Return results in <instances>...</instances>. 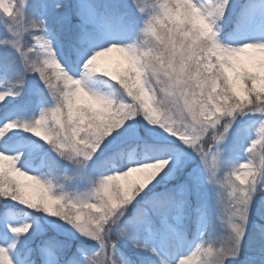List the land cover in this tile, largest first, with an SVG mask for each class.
Masks as SVG:
<instances>
[{"label": "snow or ice", "instance_id": "6c2138e0", "mask_svg": "<svg viewBox=\"0 0 264 264\" xmlns=\"http://www.w3.org/2000/svg\"><path fill=\"white\" fill-rule=\"evenodd\" d=\"M55 7L60 9L62 5ZM129 7L140 14L142 22L137 23L119 7L100 9L93 5L78 9L79 24H74L70 11L63 15L60 32L51 28L46 15L36 10L31 0H13L7 12L0 9L4 28L0 45L16 53L11 60L6 51L0 53V73L6 80L0 90V104L9 97L21 96L28 77L36 75L43 87L34 86L32 93L45 105L31 120H12L10 114L0 117V198L19 202L14 197L23 189L27 198L35 199L18 177L29 173L31 161L38 160L40 171L29 179L42 189L48 207V213L43 214L57 217L73 234L98 244L91 252L83 247L73 252L70 242L44 240L40 253L45 264H60L64 255L68 256L67 264H156L132 249L152 253L159 264H190L185 259L188 252L195 247L193 255H197L202 249L195 241L183 251H177V247L187 239L178 225L184 222L193 191L206 178L218 206L223 200L216 186L226 182L231 192L221 218L239 231L234 217L243 216L249 222L248 206L251 212L256 188L250 189L245 183L237 189L235 178L247 172L253 184L264 181V43L240 49L224 43L216 24L225 17L227 5L218 0H190L186 5L178 0H153L152 4L130 0ZM181 7L199 9L211 30L200 33L187 15L177 24L174 13ZM101 20L103 28L98 26ZM162 26L166 32L161 31ZM132 31L136 39L131 43L108 38L109 32ZM25 33H37L30 47L22 42ZM184 36L191 39L178 38ZM142 37L156 47H141ZM61 48L67 56L61 57ZM113 52L120 53L114 61L115 70L101 63ZM148 56L154 59L149 61ZM177 56L183 57L182 63L177 62ZM89 60L96 62L97 73H107L110 79L105 81L116 87L118 96L91 89L88 82L93 74L82 73ZM65 73L73 78L83 75L81 84L77 86ZM162 76L167 77L168 84L158 87ZM85 92L110 102V107L102 109ZM250 113L254 135L248 137L247 164L239 165L238 159L225 158L224 144L237 118ZM133 117L146 118L172 135L156 137L153 134L159 133L158 128H149L143 119ZM18 127L48 142L62 159L44 152L35 141L23 146L13 143L21 135L12 131ZM25 153L30 159L21 165ZM193 153L203 169L193 168L189 173ZM63 161L72 163V175L67 174ZM139 164L151 167L129 183L113 186L114 174ZM225 166L230 170L222 181L218 170ZM186 173L185 181L179 183ZM75 177L87 182L86 190H67V183ZM174 177V187L157 192L156 185ZM53 187L59 191L53 193ZM240 205L245 207L241 209ZM196 222L199 225V216ZM33 227L32 221L14 224L0 213V264H14L11 251ZM152 241H159L166 251L162 253ZM225 251L221 250V258Z\"/></svg>", "mask_w": 264, "mask_h": 264}, {"label": "rangeland", "instance_id": "374dc122", "mask_svg": "<svg viewBox=\"0 0 264 264\" xmlns=\"http://www.w3.org/2000/svg\"><path fill=\"white\" fill-rule=\"evenodd\" d=\"M146 2L151 4L153 0H146ZM31 3L36 10L46 15L49 25L54 31L57 32L63 31V25L61 23V17L63 15L70 11L74 18V24H79L81 22V15L78 13V9H87L93 5L99 7L100 9H111L114 6L119 7L121 12H127L130 16H133L137 23L142 22L140 14L129 7L130 0H31ZM58 3L62 5L60 9L55 7V5ZM233 3V0H230V6ZM103 25L104 22L102 20L98 21V26L100 28H103ZM36 34L37 33H32L29 35L25 33L22 42L27 47L32 46L34 43L33 37ZM135 36V31L129 32L127 34L113 32L108 33L109 39H118L128 43L132 42ZM3 37V19L0 18V38ZM220 37L224 43L233 46L240 45L245 42H264V3H252L251 5L244 8L240 12V18L235 22L232 31L227 32L221 29ZM5 51L10 60L16 56V53L13 49L9 48L5 50L4 47L0 45V53ZM59 51L61 57L67 56V52L63 48H61ZM119 58L120 53L115 56L110 53L109 58L102 60L101 63L109 69L115 70L116 64L114 61ZM16 67H20L19 61H17ZM98 81L97 74H94V77L88 82L89 86L95 89ZM5 83L6 80L4 75L0 73V90L3 89ZM37 85L43 87L38 76L30 75L28 77L24 92L21 96L9 97L5 104H0V117L10 114L12 120L21 121L31 120L34 116L38 117L41 108L45 105L41 104V98L38 95H33L32 93L33 87ZM10 100H12V103H9ZM49 101H51V97H49ZM5 105H7V107H5ZM133 119H143L144 123L147 124L149 128H158L159 133L153 134L156 137H159L160 134H163L164 136L172 135L160 125L150 124L146 118L133 117ZM253 121L254 117L251 113L248 115H241L237 118L236 123L233 125L232 135L224 144L225 158L227 160L232 161L238 159L239 165L247 164L246 159L248 153L246 151V147L248 145L249 135H254V127H250L253 125ZM12 131L21 133V135L15 137L13 140V143L17 144L18 146L27 145L32 141H35L43 146L44 152L49 153L51 156H56L57 159H62L58 157L57 153L51 150V145L49 143H47L48 145L46 147V143L42 138L37 137L20 127ZM10 134L11 133H8L6 135ZM173 138L179 140V137ZM0 140H3V138H0ZM181 144L183 145V142H181ZM136 151H140L139 148H137ZM29 159L30 158L28 154L25 153L24 158H22L20 161L21 165H25V161ZM63 164L67 168V174L72 175V163L70 161H63ZM189 164L190 166L187 167V172L189 173L193 170V168L199 167L200 169H203L202 162L199 160L198 155L194 153L193 158L189 161ZM28 170L29 173L24 176H19L18 179L25 184L31 195L36 200H39L42 195V189L39 187L36 181L29 179L30 176H35L36 173L40 171L39 161L32 160L31 168ZM229 170L230 168L228 166H225L222 171L218 170L219 179L226 181ZM20 171L24 172L25 170L20 169ZM64 174L65 172L62 170L61 175ZM186 178L187 173L184 176V179ZM45 186L47 187V185ZM86 187L87 182L80 177H75L66 185V188L69 191H84L86 190ZM216 187L218 189L220 198L223 200V203L218 206L215 200L213 187L208 184L206 178L203 180L199 188L194 190L192 195H190V207L187 210L184 222L178 225L180 228L185 230L187 239L183 242L182 247L178 245L177 251H183L187 249L188 245L193 241H195V243L198 245L201 239H216L226 232V224L221 220L220 217L224 205H226L228 202L230 188L227 186L226 182L217 184ZM57 191H59V189L55 187L52 188L53 193H56ZM262 208H264V193L257 194L255 196L254 204L250 212L248 229L243 240V247L240 256L236 259H229L227 264H264V256L258 254L259 249L261 247L264 248V240L262 237V234H264V232H262L264 231V226L260 224L261 214L264 213V209ZM0 213L5 214L6 218L14 224H21L26 220L34 222L33 230L27 235L21 236L16 247L11 251L14 264H45V260L41 256L40 249L48 234L49 236L47 239L55 238L57 240L70 242L73 252L81 247L91 252L94 248L98 247L96 241L83 237L79 233L73 234L69 226L65 225L63 221H60L57 217L48 216L39 212L35 213L32 210L27 209L20 202L13 199L0 198ZM197 216L200 217L199 225L196 222ZM8 236L9 239L12 238V234L10 232L8 233ZM152 242L161 249L162 253L166 251V249L160 245L159 241ZM132 251H141L144 257H150L152 260L156 261V264H159L157 258L148 251L136 249H132ZM171 251V248L167 249V252L170 253ZM196 251V248L193 247L191 251L188 252V254H191L189 257L190 264H198V261L201 259V253L193 255V253H196ZM67 261L68 258L65 260L60 259V264H67Z\"/></svg>", "mask_w": 264, "mask_h": 264}, {"label": "clouds", "instance_id": "9594fccd", "mask_svg": "<svg viewBox=\"0 0 264 264\" xmlns=\"http://www.w3.org/2000/svg\"><path fill=\"white\" fill-rule=\"evenodd\" d=\"M190 2V0H178V3H181L183 5H186ZM218 2H223L227 5L226 13L230 7L229 0H218ZM13 0H0V9H3L5 12H7L11 6H12ZM153 3V2H152ZM151 3V4H152ZM176 18V23L179 24L182 19L187 15L192 20L193 25L197 28V30L200 33H207L211 30L210 24L201 16V13L199 9L196 8H186L181 7L178 8L177 11L174 13ZM224 19V18H223ZM223 19L218 20L216 24V31L220 34V31L223 27ZM162 32H166L167 29L165 27H161ZM179 39H191L190 36H184V37H178ZM136 38H134L135 40ZM131 43V42H130ZM264 43V42H259ZM248 44H256L254 42H245L240 45L233 46L235 48H244ZM140 46L143 48H152L156 47V45L149 40L147 37H142L140 40ZM149 61H152L154 58L152 56H148ZM177 62L182 63L183 57L177 56ZM61 67V71H64L63 67ZM82 73L84 74H97V64L94 60L86 61L82 68ZM68 75V78L70 80H73V83H75L77 86H79L83 80V75L79 78H73L70 74L65 73ZM104 75H107V73H104ZM112 79H115L113 77ZM168 84L167 77L162 76L160 78V82L158 83V87H165ZM94 92H99L107 96H118V90L116 87L111 84V82H106L103 79H99L98 83L95 86V89L91 88ZM85 96H89V93L85 92ZM90 99H95L97 102L101 105L102 109H108L110 107V102L103 100L101 97L96 96H89ZM98 147V146H97ZM0 159H2V154H0ZM160 163V162H156ZM151 167L150 164H139V165H131L129 166L124 172L122 173H116L111 178L113 181V186L119 185L121 182L123 183H129L135 176L143 174L147 169ZM249 173L245 172L240 176H237L235 179L239 183L236 184V188L239 189L242 185L245 183L248 184V187L256 188V191L254 192V196L257 194L264 193V181H259L258 185L253 184L251 181L248 180ZM231 192V188H230ZM237 195H240L238 192ZM19 202L23 204L27 209L32 210L33 212H40V213H48V207L46 206L45 198L43 196L40 197L39 200L36 199H30L27 198L24 194L23 189H20L18 191L17 197ZM230 199V196H229ZM228 199V200H229ZM58 207V205H57ZM241 209H243L245 206L240 205ZM248 215L250 216V206ZM50 215H54V213H51ZM221 218V217H220ZM222 221L226 224V232L216 239H202L199 241L198 247H200L201 250V259L198 261V264H227V261L229 259H236L240 256V253L242 251L243 247V240L246 235L247 229H248V220L243 218V216H237L234 217V220L237 224L240 225V230L236 231L232 229L226 220ZM226 250L224 252L223 258H221V250Z\"/></svg>", "mask_w": 264, "mask_h": 264}, {"label": "trees", "instance_id": "16d2710c", "mask_svg": "<svg viewBox=\"0 0 264 264\" xmlns=\"http://www.w3.org/2000/svg\"><path fill=\"white\" fill-rule=\"evenodd\" d=\"M251 1L259 2V1H262V0H233L234 3L229 7V9H228L223 21H222V23H223L222 29L224 31L228 32V31H231L232 28H234V21L237 18V16L239 15L240 10L242 9V7L244 5H247ZM97 77H98V80L99 79H103V80L110 79V78H107L105 75H103L101 73H97ZM11 101L12 100H10L9 103H12ZM45 143H46V147H47V145H48L47 143L48 142L45 141ZM184 181H185L184 177H180L178 182L179 183H183ZM176 182H177V178H173L172 180H169L166 184L156 185V190H157V192H160V193L166 192V191L170 190L172 187H174ZM154 183H155V181H153V184ZM149 187H152V184H150ZM145 191H147V189H145ZM262 209H264V208H262ZM35 213H38V212H35ZM260 220H261L260 224H262L264 226V213L261 214ZM263 230H264V227H263ZM262 232H264V231H262ZM48 236H49V234L47 235L46 239L48 238ZM262 237H263V240H264V234H262ZM258 254L264 256V248L263 247H261L259 249ZM64 256H62V257H64Z\"/></svg>", "mask_w": 264, "mask_h": 264}, {"label": "bare ground", "instance_id": "6f19581e", "mask_svg": "<svg viewBox=\"0 0 264 264\" xmlns=\"http://www.w3.org/2000/svg\"><path fill=\"white\" fill-rule=\"evenodd\" d=\"M256 15H257V14H256ZM257 16H258V15H257ZM117 54H118V52H113V53H112V55H114V56L117 55ZM193 251H195V250H193ZM192 253H193V252H192ZM190 255H191V254H188L187 257H185V259L189 260ZM189 261H190V260H189ZM158 263H159V262H158Z\"/></svg>", "mask_w": 264, "mask_h": 264}]
</instances>
